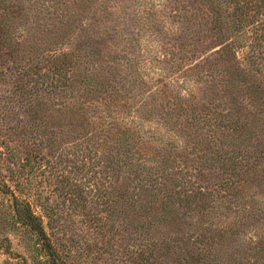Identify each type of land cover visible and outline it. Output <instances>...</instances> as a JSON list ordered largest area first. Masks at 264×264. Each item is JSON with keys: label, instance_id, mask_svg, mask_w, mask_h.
<instances>
[{"label": "trees", "instance_id": "16d2710c", "mask_svg": "<svg viewBox=\"0 0 264 264\" xmlns=\"http://www.w3.org/2000/svg\"><path fill=\"white\" fill-rule=\"evenodd\" d=\"M144 1L148 3L140 0L132 9L134 16L142 12L135 18L139 32L156 16L152 0L148 9L142 7ZM128 3L0 0V45L7 49L0 48V57L8 53L11 62L0 64V194L10 200L6 220L35 238L33 246L45 256L44 264H67L44 229L63 215L37 195L44 214L39 216L28 199L42 182L37 153L47 149L58 154L54 162L46 161L51 167L45 180L54 184L53 190H61L70 205L81 202L88 208L85 214L93 225H106L107 218L95 214L100 208L110 209L117 225L127 220L129 243L123 251L130 264H264V117L252 120L264 116V85L245 79L246 70L264 77V0H203L209 29L217 32L208 48L217 50L196 57L192 69L196 73L215 60L223 67L235 63L236 72H220L228 77L217 86L225 96L240 93L243 109L250 112L244 118L229 108L218 111L207 95L198 98L194 92V98L184 101L164 84L144 89L148 59L141 52L137 57L127 53L141 49L140 43L130 45L129 38L130 48L101 57V48L112 46L113 34L92 24L112 21L116 9L124 12ZM179 9L170 7L171 14ZM19 15L26 21L41 18V32L58 40L40 39L29 46L14 26L13 17ZM73 31L78 32L75 50L68 47ZM134 31L130 36L137 38ZM239 48L247 49L244 57L253 70L245 68ZM232 77L239 80L237 88ZM143 96L155 105L144 110L146 99L134 105ZM14 110L24 123L13 121ZM41 110L48 116H41ZM153 124L177 137L184 136L179 128H186L184 158L177 157L174 142L146 128ZM204 128L210 130L197 140L193 129ZM62 164L78 171L82 183L58 174ZM183 218L194 220L191 234L190 229L166 230Z\"/></svg>", "mask_w": 264, "mask_h": 264}, {"label": "rangeland", "instance_id": "374dc122", "mask_svg": "<svg viewBox=\"0 0 264 264\" xmlns=\"http://www.w3.org/2000/svg\"><path fill=\"white\" fill-rule=\"evenodd\" d=\"M129 1L130 5L127 6L129 3L128 0H125L127 5L122 7L125 10L124 12L123 9H116L112 21H101V19H98V22L93 23L92 17L89 18L90 22L93 23L92 25L98 26L99 29H101V27L106 28V33L113 34V40L111 44H108L112 46L102 47L101 49H104L100 52L101 57H105L112 51L121 54L128 47L130 48V46H128L129 41H127V38H129V40H131L130 45L133 43H140L141 46L140 50L133 48V51H127L129 55L137 57L138 53L141 52L143 57L147 58L148 61L152 60L150 63L147 61L144 64L143 69L147 74L145 78L147 85L144 89L147 87L149 89V85H153L154 87L156 84L158 86L164 84L167 85V91L169 93H178L179 96L184 98L182 99L184 101H189L190 97L194 98L195 92L198 98L207 95L206 98H208L209 102L219 106L217 109L218 111H223L227 108L232 109L231 111L235 113L239 111L237 115L239 114L241 118H244L247 113H250L248 112V108L243 109L244 104L243 101H241L240 93L225 96L219 91V86H217L220 81H226L228 77L224 78L220 72L226 71L228 74L236 72L235 63L229 61L225 63L223 67V64L221 65V63H219L221 60H215L204 65V68H201L196 73H194V69H192L196 57L203 55L206 57L207 54L210 55L213 51L217 50L216 48L210 51L209 49L211 48H208L213 43L211 38L213 33L216 35L217 32L214 30L213 33H211L212 31L209 29L208 15L207 17L204 16V13L207 12L205 11L206 7L203 5V0H152L154 4L153 13L156 15L155 22L153 21V24L148 27L145 32L143 30L139 32V23L135 20V18L140 15L142 16L141 10L134 13L136 16L132 15V9L137 10L138 5L136 3L140 0ZM146 1H148V3L144 1L142 7L148 9L151 6V0ZM172 6L180 7L175 15L171 14L170 7ZM32 18L33 21H26L24 15L13 17V20L16 21L14 26L21 29L20 32L22 34H20V39L23 38L22 40L29 43V46L32 47L36 40L38 42L41 39L47 43H49V41L58 40L57 36L53 33L47 35L41 32L43 29V21L41 18L37 20L34 17ZM112 29L115 30L114 33ZM134 30L139 33L137 38L130 36L132 33L134 34ZM70 37H72V40L68 42L70 43L68 47L74 50L78 49V32L73 31L72 34L70 33ZM0 48L5 52L6 48L1 47V45ZM246 52V48L237 49V55L240 56L241 60L245 59L243 61L246 63L244 64V66H246L245 68L253 70L254 68L252 65L248 64L244 57L246 56ZM7 56L8 53H4V55L2 54V57H0V64L2 66L11 64L10 60L6 59ZM210 58H212V56ZM197 61L199 62V60ZM36 70L37 69H33V71ZM187 70H189V73ZM245 73V79L250 84L261 83L264 85V77H253L251 75L253 73L252 71L248 72L246 70ZM237 79V77H232V83L235 85L234 88H237L236 86L239 81ZM206 86H208V89H206ZM1 87H5V84H1ZM229 88L231 89L233 87L229 86ZM142 99H146L147 101V105L143 106L144 110H148V105L151 106V108L155 105L154 101L150 102L148 96L135 98L133 100L134 105H139ZM197 110L200 111L201 108L197 107ZM12 114L14 118L13 121H19L20 124L25 122H21L22 119L19 118V116H21L19 111L14 110ZM48 114L49 113L46 111L41 110L40 112V115L44 117H47ZM249 117L251 118V116ZM262 117H264L263 114L259 113L258 115H254L252 120H260ZM14 123L15 122H13L12 125H16ZM146 128L157 132L156 134L162 137L163 141H170V143L174 142L178 147L177 151L181 155L177 157L184 158V154L187 151L184 148L187 141L185 142L184 139L186 138L189 141V137L186 135V131H184L186 128H179L181 130L178 131V134L184 135L181 137H177L173 134L169 135V133L166 132V127L157 124H153ZM208 130L210 129H193L194 137L197 136L198 140L199 136L205 134ZM37 154L39 155V163L43 165L41 169L43 173L40 177L42 182L40 186L37 187V191L31 190L32 194H28V199L33 203L32 209L39 216L43 217L44 214L42 213L43 209L39 207L37 200H35L37 195H42V200L48 198L52 208L63 215L56 225H51V228L50 225H44L46 234H49V237H51L54 244L58 247V252L63 260L65 259L64 261H66L67 264H130L127 262L128 257L124 255L123 251V248L127 247L129 243V225H127V220L124 224L117 225L118 219L115 215L110 214V209L100 208L101 212L96 211V213H94L102 218L106 217L107 220L104 221L106 225H93L89 219L90 217H87L85 214L87 211H90L88 208H82L81 202L79 206L70 205L67 201L68 199L64 197V194H61V190H56V188L53 190L54 184L45 180L49 175L51 167V163H46V161L54 162L58 154L56 152L50 154V151L47 149H42V151ZM0 171L4 173V170L1 169ZM57 173L60 175L62 174V176H69L70 174L72 179L77 180V184L82 183V180H80L81 174L75 169L70 171L67 166L63 167V164L57 167ZM8 184L12 189L14 182L10 180ZM9 204V198L0 194V264H44L45 256L37 254L38 251L36 253L35 246H33L35 238L29 235L22 225H13L6 220L9 218L6 215H10V213L5 210L7 208L6 206ZM91 214L93 215V212ZM194 223V220L191 221L190 219L183 218L176 224L168 226L166 230L177 231L178 229H183L186 231L190 229L189 231L191 234L194 229ZM249 225H257V222L251 221ZM51 231H55L56 233L50 235V233H52Z\"/></svg>", "mask_w": 264, "mask_h": 264}]
</instances>
